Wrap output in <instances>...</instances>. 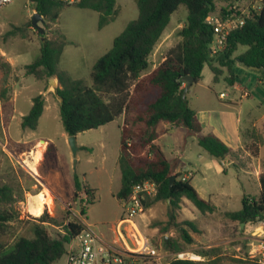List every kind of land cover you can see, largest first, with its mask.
<instances>
[{"label": "rangeland", "instance_id": "rangeland-1", "mask_svg": "<svg viewBox=\"0 0 264 264\" xmlns=\"http://www.w3.org/2000/svg\"><path fill=\"white\" fill-rule=\"evenodd\" d=\"M216 4L214 14L221 17L226 3L217 1ZM263 4L264 0H240L235 3L240 11L259 9ZM75 5H65L57 21H38V27L31 23L36 11L30 0H12L0 8V90L4 89V86L1 87L4 84L10 83L13 87L20 83L22 85L17 89L19 93L15 101L11 100L13 87H5L9 92L0 106V186L7 185L13 189L14 202L8 207L18 214L2 237L8 243H12L16 237H32L31 228L43 214L54 220L45 223L51 237L60 236L69 221L92 225L101 232H110L111 226L124 214L125 204L116 198L121 184L118 160L124 116L97 129L77 134L78 151L74 155L69 145L70 136L60 119V100L50 84L52 78L38 81L25 73L26 65L37 57L41 43L46 38L67 43L59 69L66 71L72 79H82L91 86L93 64L112 47L114 39L126 25L138 16L136 0H116L110 23L100 29L98 12ZM187 15V8L183 5L173 14L159 41L163 55L158 53L157 60L151 57L149 72L181 40L178 33L186 25ZM13 26H25L26 32L6 37L5 34ZM2 50L7 55L1 54ZM8 57L17 63L13 69L10 67V73L6 76L3 65L6 64L4 58ZM204 72L206 78L211 74L208 65ZM234 74L253 96L260 95L264 99V85L258 87L260 73L239 65ZM228 75L225 72V76ZM134 86H131L130 92ZM40 94L45 97V109L38 127L36 130L23 129L22 117L29 113L33 98ZM39 142H45L46 146L42 160L37 165L39 175H36L28 162H35L32 153ZM158 144L169 159H182L193 184L201 190L203 198L216 207L215 213L203 214L188 199L180 200V208L175 213L193 239L184 252L189 253L191 260L199 262L216 259L217 264H250L254 258L251 255L254 248L264 238L261 226L249 224L242 227L228 220L224 214L241 210L245 194L255 195L259 191L247 187L244 173L239 175L235 170H229L224 174L218 172L215 166L205 167L206 160L214 159L198 145L195 136L187 134L186 128L162 134ZM49 145L52 148L48 149ZM75 176L81 184L96 190L94 204L86 202L83 194L80 198L75 197ZM47 189L52 193V203L45 207L41 216H35L30 209L31 196L44 193ZM82 209H85L86 214L82 213ZM171 214L170 202L158 201L138 215L141 230L159 251V257L148 260L149 264H168L174 259L175 254L165 248L163 240L164 237L178 236L177 229L168 224ZM186 223L194 224L196 229ZM209 250H217L216 256H201V253ZM58 264H65V257Z\"/></svg>", "mask_w": 264, "mask_h": 264}, {"label": "trees", "instance_id": "trees-1", "mask_svg": "<svg viewBox=\"0 0 264 264\" xmlns=\"http://www.w3.org/2000/svg\"><path fill=\"white\" fill-rule=\"evenodd\" d=\"M217 1L226 3L222 16L234 12L240 0H136L138 16L130 21L114 39L112 47L92 66V85L82 79H72L66 71L59 69L66 42L44 38L40 52L32 63L26 65L25 73L38 81L57 78L60 103V119L69 136L97 129L124 116L121 127V144L118 165L121 184L116 198L128 200L135 185L152 181L158 186L157 196L144 204V210L158 201L170 202L172 209L170 227L177 229V237H164L165 248L177 254L187 250L193 239L183 222L177 219L176 209L180 200L188 199L203 214H213L216 207L204 200L189 180H182L176 172L177 162L167 158L155 142L159 138L160 123H170L184 127L188 135L195 136L198 145L212 157L223 160L231 155V149L218 137L202 133V126L196 113L190 108L187 98H183L186 83L183 78L190 76L194 83L202 80V72L208 65L214 74V81L224 69L234 78L236 65L244 63L249 67L260 68L264 83V5L259 11L252 10L245 16L242 27L233 30L223 53L213 56L210 46L214 40L212 26L206 19L216 12ZM36 13L49 21H57L65 4L57 0H30ZM188 11L187 23L179 31L181 42L172 48L165 60L154 70L150 69V56L170 24L173 14L180 6ZM75 7L90 9L100 14L99 28L109 24L115 13L116 0H82ZM239 14V11H237ZM25 26H13L5 36L25 33ZM241 47L246 50L237 55ZM6 76L10 65L4 64ZM132 85L134 89L130 92ZM7 90H0V106ZM45 97L40 94L33 98L29 113L22 117L23 129L36 130L44 113ZM245 147L253 156H258L264 146L263 128L246 131ZM52 145H49L50 149ZM260 175V194L245 195L242 209L226 212L224 216L240 226L258 224L264 221V160ZM176 177L173 186L170 178ZM75 197L83 194L89 204L95 202V189L81 184L74 178ZM13 189L0 186V264H57L66 254V245L81 233L85 224L69 221L63 233L51 237L45 223L54 221L47 214L33 224L32 237H16L12 243L2 239L18 214L8 206L14 202ZM82 213L86 214L85 209ZM196 229L192 223H186ZM168 229V228H167ZM166 229V230H167ZM217 250L201 253L202 257H215ZM218 260L199 262L194 260L172 259L168 264H217ZM250 264H259L252 258ZM138 264H149L140 261Z\"/></svg>", "mask_w": 264, "mask_h": 264}, {"label": "crops", "instance_id": "crops-1", "mask_svg": "<svg viewBox=\"0 0 264 264\" xmlns=\"http://www.w3.org/2000/svg\"><path fill=\"white\" fill-rule=\"evenodd\" d=\"M180 42L181 40H179L178 43ZM161 49H162V44L158 43L156 45L153 54L150 56V59L152 57L154 60H157L158 53H160V56L163 55V53L160 52ZM171 49L172 48H170V50ZM245 50L246 47H243V49L238 51L237 55L244 52ZM1 54L7 55L3 50L1 51ZM166 57H163L157 65H154L153 69L156 68L158 65H160L165 60ZM4 59L12 69L15 67L17 63L15 59H13L12 57L4 58ZM150 59L149 61H151ZM239 65L241 64L238 63L236 65V68ZM251 71H256V70H251ZM225 72L227 71L224 70L222 75L218 78V81L215 82L214 74L212 73V71L211 74H209L208 77L206 78L205 72L203 70L202 80L199 81L198 83H194L193 86L188 90L186 95L190 108L195 111L196 117L202 126V133L204 135L212 134L218 137L231 149L232 152L230 156H228L226 159L223 160H218L210 155L214 160L213 161L206 160L204 162V166L208 168L215 166L218 172L224 174L227 173L229 170H235L236 172H238L239 175L240 173H244L246 176L247 187L252 189H257L259 193L253 196H258L261 190L260 175L263 170L262 169V163L264 160V154L262 153L263 147L260 148L258 156L251 155V153L245 147L246 138H244L243 136L247 130L258 128V126H261L264 130V112L261 113L264 99L260 95L256 97L253 96L251 92L248 91V89L245 88L242 84H240L235 77L230 78V76H225ZM256 72L259 73L260 71H256ZM258 77H259L258 78V87H259L261 85H264V83L260 75ZM3 86L4 89L5 87L8 88L10 86L13 87V85L10 83L6 85L4 84L1 87ZM20 86H22L21 83L13 87V90L11 91L12 92L11 100L15 101V98L19 93V91L17 92V89ZM58 86H59V82H58ZM220 86L222 87L220 88ZM8 92L9 91H7V93ZM222 94H224L223 97H221ZM161 124H163L162 127H160ZM179 128L183 129L184 127H179ZM179 128L171 125L170 123H165V122L160 123L158 126V131L160 135L155 143L159 145L158 140L160 139L162 134L170 133V132L174 133ZM174 161L177 162L176 172L181 174L180 178L189 180L191 185L203 198L201 190L193 184L190 178V174L186 172V164L182 161L181 158H178ZM231 164L235 166V169L230 167ZM245 195H252V194H245ZM137 221L140 225V220L138 219V217H137ZM242 227H245V225H242ZM102 232H104L108 237L111 236V232L109 231H102ZM261 232L264 233V230H261Z\"/></svg>", "mask_w": 264, "mask_h": 264}, {"label": "built area", "instance_id": "built-area-1", "mask_svg": "<svg viewBox=\"0 0 264 264\" xmlns=\"http://www.w3.org/2000/svg\"><path fill=\"white\" fill-rule=\"evenodd\" d=\"M57 1L65 5H75L82 0ZM11 2L12 0H0V8ZM260 9L240 11L234 6L235 11L224 16L210 14L206 22L214 31V40L210 46L211 54L216 56L223 53L227 47L229 34L244 25L245 16H249L252 10ZM223 96L224 94L221 95ZM157 194L158 186L152 181L135 185L130 198L123 201L125 204L123 216L110 228L111 236L108 237L104 232L95 230L94 226L85 224L81 233L66 245L65 264H138L140 261L159 257L158 248L143 233L137 221L138 215L144 212L145 202L153 200ZM258 224L261 230H264V221ZM259 242L251 255L259 264H264V238ZM174 259L191 260L189 253L186 252L175 254Z\"/></svg>", "mask_w": 264, "mask_h": 264}, {"label": "bare ground", "instance_id": "bare-ground-1", "mask_svg": "<svg viewBox=\"0 0 264 264\" xmlns=\"http://www.w3.org/2000/svg\"><path fill=\"white\" fill-rule=\"evenodd\" d=\"M46 143H40L37 146V149L33 151L32 156L34 159V163H30L28 162V166L30 167V169L33 171L34 174L39 175V172L37 170V165L40 163V161L42 160L43 157V152L45 149ZM52 193L49 189H47L44 193H38L35 195L31 196L30 199V209L31 212L35 215V216H41L44 213L45 207L46 206H50L52 203Z\"/></svg>", "mask_w": 264, "mask_h": 264}, {"label": "water", "instance_id": "water-1", "mask_svg": "<svg viewBox=\"0 0 264 264\" xmlns=\"http://www.w3.org/2000/svg\"><path fill=\"white\" fill-rule=\"evenodd\" d=\"M38 21L44 22V18L40 14L35 13L34 16H33V18H32L31 23H32L33 26L38 27ZM40 31H41V33H43V30L42 29H40ZM241 65L243 67H245L246 69L256 70V71H260L261 70L258 67H249V66L245 65L244 63H241ZM183 81L186 83L185 89L183 91V98H186V95H187L188 90L194 84V80L190 76H186V77L183 78ZM50 84H51L52 89L54 90L56 96L59 98L60 103H62L63 100H62V98L58 94V88H59V86H58V79L57 78H52L50 80ZM69 145H70V147L72 149L73 154L76 155L77 154V151H78V147L76 145V136H70ZM230 167L233 168V169H235V166L232 165V164H231ZM175 181H176V177L175 176H172L170 178V186H173V184L175 183Z\"/></svg>", "mask_w": 264, "mask_h": 264}]
</instances>
